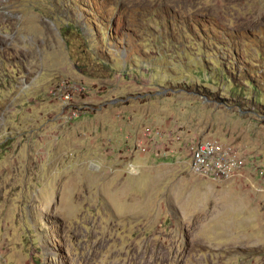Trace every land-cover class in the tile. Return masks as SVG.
Wrapping results in <instances>:
<instances>
[{
  "label": "rangeland",
  "instance_id": "obj_1",
  "mask_svg": "<svg viewBox=\"0 0 264 264\" xmlns=\"http://www.w3.org/2000/svg\"><path fill=\"white\" fill-rule=\"evenodd\" d=\"M259 171L264 0H0V264H264Z\"/></svg>",
  "mask_w": 264,
  "mask_h": 264
},
{
  "label": "built area",
  "instance_id": "obj_2",
  "mask_svg": "<svg viewBox=\"0 0 264 264\" xmlns=\"http://www.w3.org/2000/svg\"><path fill=\"white\" fill-rule=\"evenodd\" d=\"M245 166L244 156L232 143L210 137L192 145L191 170L205 178L216 182L228 181L242 176Z\"/></svg>",
  "mask_w": 264,
  "mask_h": 264
},
{
  "label": "crops",
  "instance_id": "obj_3",
  "mask_svg": "<svg viewBox=\"0 0 264 264\" xmlns=\"http://www.w3.org/2000/svg\"><path fill=\"white\" fill-rule=\"evenodd\" d=\"M203 178L206 179L205 177H203ZM229 181H230V180H229ZM229 181H228V182H229ZM223 188H224V187H221V189H223Z\"/></svg>",
  "mask_w": 264,
  "mask_h": 264
},
{
  "label": "bare ground",
  "instance_id": "obj_4",
  "mask_svg": "<svg viewBox=\"0 0 264 264\" xmlns=\"http://www.w3.org/2000/svg\"><path fill=\"white\" fill-rule=\"evenodd\" d=\"M65 190V189H64Z\"/></svg>",
  "mask_w": 264,
  "mask_h": 264
}]
</instances>
